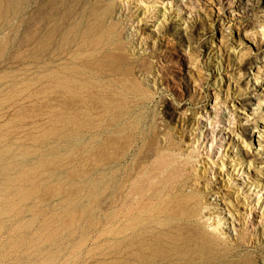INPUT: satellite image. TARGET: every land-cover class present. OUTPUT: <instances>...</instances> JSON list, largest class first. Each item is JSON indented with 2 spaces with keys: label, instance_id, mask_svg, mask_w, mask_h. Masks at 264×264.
<instances>
[{
  "label": "rangeland",
  "instance_id": "374dc122",
  "mask_svg": "<svg viewBox=\"0 0 264 264\" xmlns=\"http://www.w3.org/2000/svg\"><path fill=\"white\" fill-rule=\"evenodd\" d=\"M0 264H264V0H0Z\"/></svg>",
  "mask_w": 264,
  "mask_h": 264
},
{
  "label": "bare ground",
  "instance_id": "6f19581e",
  "mask_svg": "<svg viewBox=\"0 0 264 264\" xmlns=\"http://www.w3.org/2000/svg\"><path fill=\"white\" fill-rule=\"evenodd\" d=\"M139 43V42H138ZM153 43V42H152ZM139 45H141L140 43H139ZM166 45V44H165ZM149 46H151V45H149ZM168 46V45H167ZM166 47V46H165ZM166 50L168 49V48H165ZM174 49V48H173ZM135 52V51H134ZM170 53V52H169ZM176 54H177V52H175ZM167 54V53H166ZM176 57L177 58H179V61H181V57H180V55L179 56H177L176 55ZM180 75H183V73L181 72V74ZM182 83H184V78L183 77H181V83L180 84H182ZM174 111L176 112L177 111V109H174ZM178 161V160H177ZM173 164V163H172ZM217 209V208H216ZM218 214V216H220V217H218L220 220H221V224L220 223H218L215 227H213V230H218V229H220V228H222L223 226H226V224L227 225H229V228L231 227V229H233V232H235L236 233V230H235V218L233 217V215H224V212H218L217 213ZM207 217H205V216H202L201 218H200V222H203L204 223V221H205V219H206ZM208 219V218H207ZM207 219H206V222H207ZM217 220V219H216ZM209 221V220H208ZM219 221V220H218ZM205 222V223H206ZM211 223V222H210ZM207 224H209V223H207ZM215 225V224H214ZM209 226V225H208ZM207 226V227H208ZM209 228V227H208Z\"/></svg>",
  "mask_w": 264,
  "mask_h": 264
}]
</instances>
